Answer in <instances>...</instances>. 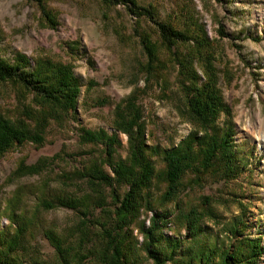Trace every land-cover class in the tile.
Wrapping results in <instances>:
<instances>
[{
  "label": "rangeland",
  "instance_id": "rangeland-1",
  "mask_svg": "<svg viewBox=\"0 0 264 264\" xmlns=\"http://www.w3.org/2000/svg\"><path fill=\"white\" fill-rule=\"evenodd\" d=\"M134 1L152 11L158 22L190 37L205 33L214 51L218 86L230 107L240 174L228 181L220 174L206 176L190 187H184L185 178L180 188L181 206L206 204L214 216L204 215L198 240L212 241L219 234L228 245L222 225L240 216L246 234L259 237L264 250V0ZM45 6L55 16V29L48 27L34 0H0V58L13 63L23 55L31 66L43 60L64 65L79 80L80 92L75 111L61 122H50L40 144L24 141L0 160V229L8 224V200L17 189L21 192L11 223L20 236L3 254L9 264H101L102 229L114 224L110 188L69 176L93 163L113 174L104 162L103 147L81 142L80 129L112 134L116 105L132 97L145 124L146 144L169 149L190 132L192 116L179 86V67L154 23L131 14L124 4L102 0H45ZM143 39L157 49L158 73L147 69ZM192 45L176 43L171 49L185 52ZM194 69L202 77L197 62ZM32 100L20 85L0 81L4 118H21ZM224 119L220 116L217 125ZM118 138L116 160L125 158L127 147V137L118 133ZM151 161L157 170L162 168L158 158ZM22 166H36L37 171H19ZM115 190L122 196L125 187ZM87 196L90 199L75 209L47 204ZM158 210L173 219V204ZM151 215L143 209L137 223L148 226ZM137 225L131 227L134 244L142 241ZM163 232L184 236L185 229L171 221ZM51 237L60 240V252ZM258 264H264V252Z\"/></svg>",
  "mask_w": 264,
  "mask_h": 264
},
{
  "label": "trees",
  "instance_id": "trees-1",
  "mask_svg": "<svg viewBox=\"0 0 264 264\" xmlns=\"http://www.w3.org/2000/svg\"><path fill=\"white\" fill-rule=\"evenodd\" d=\"M48 27L55 29V16L45 6V0H34ZM110 5L124 4L128 11L145 17L157 26L159 36L179 67L178 80L185 95L187 109L192 116L190 132L174 147L161 149L145 142V124L142 114L132 97L120 102L114 109L113 133L104 129L91 131L80 129V141L103 147L104 162L111 168L112 176L93 163L76 170L69 177L89 181L110 188L113 209L110 215L113 228H103L104 247L101 264H258L264 250L260 238L246 234V222L235 216L222 225L227 238L220 241L219 234L212 241L198 240L200 222L204 215L214 217L207 205L189 207L180 205V188L188 178L187 185H200L206 176L221 175L224 180L236 178L241 171L234 145L235 128L230 120V107L224 101L218 86V71L215 69L213 47L205 33L190 37L184 32L158 22L149 9L138 6L134 0H102ZM221 2V0H215ZM192 41L185 52H172L176 43ZM149 58L147 69L158 73L161 63L157 49L149 39L142 41ZM200 66L202 77L194 69ZM161 75V74H158ZM0 81L20 85L33 95L31 105L23 107L21 118L9 120L0 114V160L12 148L24 141L40 144L42 134L50 122H61L75 111L80 92V82L70 68L49 60L37 61L33 66L23 55L13 63L0 58ZM224 116L220 126L217 120ZM118 133L127 137L125 158L115 159L121 148ZM156 157L162 168L157 170L151 161ZM31 174L36 166L21 167ZM188 175V176H187ZM115 186H124L119 196ZM20 189L8 200V224L0 229V264H9L4 252H9L18 242L20 231H12L16 219L15 209L20 200ZM89 196L80 199L58 198V202H47L51 208L61 206L75 209L85 204ZM167 204L174 205V217L158 210ZM157 206V207H156ZM151 212L149 225L139 221L142 210ZM171 221L185 229L184 236L167 235L163 229ZM142 241H132V225ZM55 249L60 252V240L51 237Z\"/></svg>",
  "mask_w": 264,
  "mask_h": 264
}]
</instances>
